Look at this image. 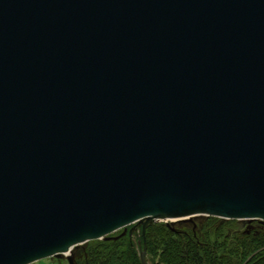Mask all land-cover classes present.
<instances>
[{
    "label": "water",
    "instance_id": "1",
    "mask_svg": "<svg viewBox=\"0 0 264 264\" xmlns=\"http://www.w3.org/2000/svg\"><path fill=\"white\" fill-rule=\"evenodd\" d=\"M198 215L264 224V0H0V264Z\"/></svg>",
    "mask_w": 264,
    "mask_h": 264
},
{
    "label": "trees",
    "instance_id": "2",
    "mask_svg": "<svg viewBox=\"0 0 264 264\" xmlns=\"http://www.w3.org/2000/svg\"><path fill=\"white\" fill-rule=\"evenodd\" d=\"M208 218L202 232L165 222L150 224L145 237L141 227L134 230L133 236L129 231L123 234L124 228L120 229L109 237L89 241L76 264H143L141 253L145 242L148 264H264L261 221L255 220L259 226L251 230L228 233L227 226L234 225L236 219L216 225L219 217ZM133 226L129 225V230Z\"/></svg>",
    "mask_w": 264,
    "mask_h": 264
},
{
    "label": "rangeland",
    "instance_id": "3",
    "mask_svg": "<svg viewBox=\"0 0 264 264\" xmlns=\"http://www.w3.org/2000/svg\"><path fill=\"white\" fill-rule=\"evenodd\" d=\"M207 215H198L193 217L190 220L187 221H178V220H169V221H158V222H165L168 224H173L176 227H192L197 229L199 232H202V227L207 223L208 221ZM229 219L220 218V220L217 222L216 225H220L221 223H224ZM237 220V219H236ZM255 221V220H254ZM254 221H249L245 219H239L234 225L227 226V232L228 233H238L242 230H251L253 227H258V223H254ZM263 224V223H262ZM119 231V230H118ZM129 231V228H127V232ZM120 232H117L115 234H119ZM124 233V229H123ZM88 245V242L79 246L78 249H74L73 252L75 253V260L77 257H81L84 253V248ZM62 262H65V264H69L67 257L65 255H59V256H53L47 259L40 260V262H34L32 264H62Z\"/></svg>",
    "mask_w": 264,
    "mask_h": 264
}]
</instances>
